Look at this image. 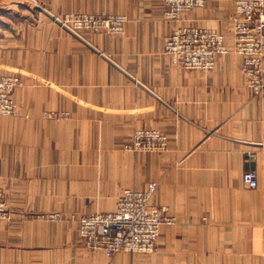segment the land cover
<instances>
[{
  "label": "crops",
  "instance_id": "1",
  "mask_svg": "<svg viewBox=\"0 0 264 264\" xmlns=\"http://www.w3.org/2000/svg\"><path fill=\"white\" fill-rule=\"evenodd\" d=\"M55 13H124L121 34L56 24ZM0 0V74H16L15 113L0 115V264H264V88L245 85L231 49L211 70L163 52L177 26L213 28L233 48L235 0H206L164 19L162 0ZM264 82V50H263ZM168 137L125 151L135 128ZM255 169L258 185L241 175ZM155 180L151 205L175 217L149 253L87 248L78 216L112 210ZM58 213L56 220L48 214Z\"/></svg>",
  "mask_w": 264,
  "mask_h": 264
},
{
  "label": "built area",
  "instance_id": "2",
  "mask_svg": "<svg viewBox=\"0 0 264 264\" xmlns=\"http://www.w3.org/2000/svg\"><path fill=\"white\" fill-rule=\"evenodd\" d=\"M35 1V0H33ZM163 18L177 19L185 12L201 7L206 0H162ZM35 4H39L35 1ZM41 7V6H39ZM41 10L56 24L83 39L82 31L121 34L127 15L124 13H92L86 11L55 13L47 8ZM233 48L225 41L222 32L201 26H177L163 38V52L172 63L181 69L211 70L217 65L220 55L231 49L242 58L245 85L252 94L264 88V0H235L232 13ZM21 85L16 74H0V115L11 116L16 110L13 95ZM168 146L167 135L154 127L135 128L123 149L132 152H161ZM242 183L250 188L258 185L255 169H247L241 175ZM157 182H147L144 189L126 188L118 196L112 210L83 213L78 216V235L87 248L110 256L118 251L149 253L156 248L159 228L173 223L174 215L165 205H151L150 198ZM9 209L3 190L0 188V216ZM56 220L57 212L48 214Z\"/></svg>",
  "mask_w": 264,
  "mask_h": 264
},
{
  "label": "rangeland",
  "instance_id": "3",
  "mask_svg": "<svg viewBox=\"0 0 264 264\" xmlns=\"http://www.w3.org/2000/svg\"><path fill=\"white\" fill-rule=\"evenodd\" d=\"M37 2V1H36ZM38 3V2H37Z\"/></svg>",
  "mask_w": 264,
  "mask_h": 264
}]
</instances>
